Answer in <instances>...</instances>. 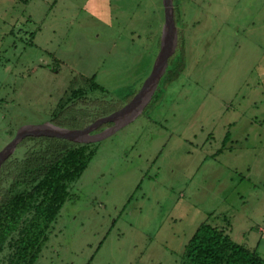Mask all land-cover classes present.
<instances>
[{
	"label": "rangeland",
	"instance_id": "rangeland-1",
	"mask_svg": "<svg viewBox=\"0 0 264 264\" xmlns=\"http://www.w3.org/2000/svg\"><path fill=\"white\" fill-rule=\"evenodd\" d=\"M174 5L182 72L96 143L37 264H185L210 214L264 258V0ZM163 24V0H0V150L92 78L109 94L81 106H124L152 70ZM18 236L0 264H12Z\"/></svg>",
	"mask_w": 264,
	"mask_h": 264
},
{
	"label": "trees",
	"instance_id": "trees-1",
	"mask_svg": "<svg viewBox=\"0 0 264 264\" xmlns=\"http://www.w3.org/2000/svg\"><path fill=\"white\" fill-rule=\"evenodd\" d=\"M183 65L182 54L171 57L162 82L178 78ZM136 92L123 103L129 102ZM96 93L109 94L92 78L90 88L74 90L66 105L50 121L62 127L83 128L118 109L99 107L91 114L79 104V99H89ZM158 94L159 89L154 100ZM229 139L228 132L220 151ZM19 147L24 149L23 155L14 153L0 170V253L18 232L12 264H37L52 224L71 197V185L81 178L95 156L96 143L29 137ZM210 217L211 214L208 220ZM208 220L200 223L189 240L185 264H264L257 249L235 243L224 228Z\"/></svg>",
	"mask_w": 264,
	"mask_h": 264
},
{
	"label": "water",
	"instance_id": "water-1",
	"mask_svg": "<svg viewBox=\"0 0 264 264\" xmlns=\"http://www.w3.org/2000/svg\"><path fill=\"white\" fill-rule=\"evenodd\" d=\"M163 6L164 24L160 38V49L150 74L132 99L120 109L97 118L83 128L62 127L51 121L21 126L12 140L0 150V170L26 138L50 137L78 144L98 143L143 113L157 91L160 81L168 69L169 60L178 47V27L175 21L174 0H163Z\"/></svg>",
	"mask_w": 264,
	"mask_h": 264
},
{
	"label": "crops",
	"instance_id": "crops-1",
	"mask_svg": "<svg viewBox=\"0 0 264 264\" xmlns=\"http://www.w3.org/2000/svg\"><path fill=\"white\" fill-rule=\"evenodd\" d=\"M24 1H28V0H24Z\"/></svg>",
	"mask_w": 264,
	"mask_h": 264
}]
</instances>
